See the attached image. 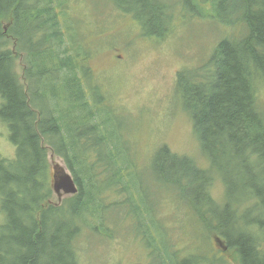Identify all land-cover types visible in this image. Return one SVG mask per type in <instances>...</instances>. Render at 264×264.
<instances>
[{"label": "trees", "instance_id": "obj_1", "mask_svg": "<svg viewBox=\"0 0 264 264\" xmlns=\"http://www.w3.org/2000/svg\"><path fill=\"white\" fill-rule=\"evenodd\" d=\"M68 1L0 0V119L16 147L13 159L0 155V209L6 217L0 224V264H36L39 256L47 264H79L77 241L83 229L99 242L107 240L113 230L101 224L100 173L106 188L122 194L107 207L127 205L135 217V235L148 239L142 249L148 263L181 264L167 256V244L150 229L153 208L148 191L135 179L133 162L110 149L105 129L92 121L85 85L88 91L98 87L85 62L83 33L67 14ZM111 1L134 14L144 35L162 37L167 31L163 19L172 4ZM214 1L218 13L229 18L217 16V22L238 21L244 29L239 37L223 35L207 62L177 73L179 99L192 120L201 155L193 159L164 145L151 171L186 201L208 238L222 239V252L234 263L264 264V104L260 107L257 97L258 89L264 91V0ZM180 3L197 14L191 1ZM9 19L4 33L1 24ZM22 53L19 71L16 60ZM48 150L64 159L79 185L76 194L59 204L52 202L48 185ZM206 163L209 167H202ZM214 174L223 187L222 202L210 194ZM98 212L100 224L86 219ZM14 213L19 219L11 225ZM9 240L14 241L6 244ZM222 260L197 255L182 264Z\"/></svg>", "mask_w": 264, "mask_h": 264}, {"label": "rangeland", "instance_id": "obj_2", "mask_svg": "<svg viewBox=\"0 0 264 264\" xmlns=\"http://www.w3.org/2000/svg\"><path fill=\"white\" fill-rule=\"evenodd\" d=\"M187 1L193 3L197 14L187 12L180 0L160 1V4H172L163 19V28L167 31L162 37L144 35L137 24L139 21L129 12L117 8L111 0H69L67 12L78 22L83 33L81 41L88 53L85 62L92 68L98 87L91 86L86 98L94 104L92 109L97 112V120L105 117L100 109L108 113L109 118L104 121L108 123L104 131L106 143L118 155L122 154L123 160L133 162L138 185L141 181L148 191L153 208L155 223L150 229L167 244L168 253L179 259L178 262L193 255L205 258L216 255L224 259L226 256L219 255L214 241L208 238L186 201L162 186L151 173L152 161L164 145L174 153L193 159L201 155L192 120L183 109L175 87V75L180 69L207 62L215 42L221 38L216 40L217 36L232 34L239 37L244 29L238 21L233 24L217 22V16L229 18L226 13H218L214 0ZM80 2L83 3L76 4ZM86 21L91 27L84 24ZM9 47L12 48V44ZM23 55L16 60L19 71L24 63ZM83 82L86 84L87 79ZM85 88L88 90L86 85ZM257 97L262 107V89H258ZM86 144L91 146L93 143L88 141ZM15 153L16 148L8 139L7 125L0 119V155L13 159ZM50 155L48 150L49 168L55 163L67 165L61 156ZM204 159L206 162V157ZM202 162L203 157L200 158ZM202 167L208 168L209 164ZM97 177L102 186L99 190L104 204L117 200L118 191L104 186L105 174L100 173ZM216 178L214 174L210 194L214 200L222 202L223 187L215 181ZM134 198L138 200L137 193ZM52 200L56 201L53 195ZM126 208L120 209L119 218L113 209L102 210L103 227L115 232L114 238L106 245L91 238L87 228L82 230L78 239L81 264H148L147 255L139 253L143 245L135 235L134 216L128 206ZM4 221L6 217L0 209V224ZM117 240L123 241L122 244L115 243ZM227 257V263L233 264L232 257L229 254ZM132 260L137 261L129 263Z\"/></svg>", "mask_w": 264, "mask_h": 264}, {"label": "water", "instance_id": "obj_3", "mask_svg": "<svg viewBox=\"0 0 264 264\" xmlns=\"http://www.w3.org/2000/svg\"><path fill=\"white\" fill-rule=\"evenodd\" d=\"M53 168V190L58 197V201L61 200L63 194L76 193L77 187L70 174L58 164L54 165Z\"/></svg>", "mask_w": 264, "mask_h": 264}, {"label": "bare ground", "instance_id": "obj_4", "mask_svg": "<svg viewBox=\"0 0 264 264\" xmlns=\"http://www.w3.org/2000/svg\"><path fill=\"white\" fill-rule=\"evenodd\" d=\"M18 125H19V124H18ZM8 172H9V171H8ZM18 219H19V215L16 214V213H14L13 216H12V222H11V225H12V224H16L17 221H18ZM19 233H20V235L25 234L24 231H22V233H21V232H18V234H19ZM13 241H14V240H9L6 244H11ZM65 253H66V255H68V254H67V250H66ZM61 261L65 262V261H66V257H65V256L61 257ZM36 264H47V263H46V259H45L44 257L39 256V258H38L37 261H36ZM66 264H67V262H66Z\"/></svg>", "mask_w": 264, "mask_h": 264}]
</instances>
